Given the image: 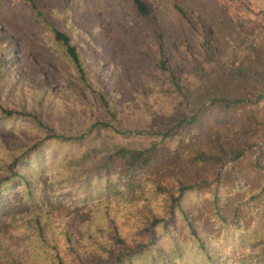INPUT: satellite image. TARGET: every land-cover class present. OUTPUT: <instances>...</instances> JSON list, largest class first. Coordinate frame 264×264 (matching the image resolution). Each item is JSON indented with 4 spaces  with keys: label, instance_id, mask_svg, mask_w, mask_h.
Listing matches in <instances>:
<instances>
[{
    "label": "rangeland",
    "instance_id": "374dc122",
    "mask_svg": "<svg viewBox=\"0 0 264 264\" xmlns=\"http://www.w3.org/2000/svg\"><path fill=\"white\" fill-rule=\"evenodd\" d=\"M32 1L50 23L70 35L89 79L110 96L121 113L117 127L130 134L145 133L152 113L169 112L174 107L171 101L175 95L162 92L166 75L159 68L160 53L151 20L160 26L164 35L166 66L177 74L200 67L214 53L232 52L229 58L234 59L242 54L247 35L264 33V0H144L150 8V21L135 15L130 0ZM176 5L185 11V17ZM206 41L214 53L209 51ZM0 101L5 106L34 111L51 129L38 131L27 127L13 132L9 128L14 125L0 122L1 159L26 142L43 138L44 133L67 134L86 129L94 112H99L96 99L81 87L73 67L44 31L26 0H0ZM206 107L202 128L225 133L226 127L221 122L229 119V115L225 117L218 111L221 107ZM236 117L246 127L248 142L264 145V106L248 105ZM94 134L81 147L66 148L49 143L46 154L64 158L69 153L80 168H93L97 156L87 153L90 144L108 147L116 141L119 145H135L134 140L117 139L111 133L97 137ZM105 134L112 138L106 139ZM158 157L167 173L191 176L196 169L200 176L211 177L197 196L186 195L187 206H191L190 200L198 201L210 215L213 169L189 163L184 149L178 154L161 150ZM237 166L238 175L250 187L260 185L263 175L254 170L252 158H243ZM52 175L48 172L36 179L37 193L32 202L22 201V194L12 191L7 206L0 205V264H52L55 252L66 264L74 259L94 263L104 260L106 248L115 254L129 250L128 247L143 239L135 230L132 215L119 216L126 207L121 201L111 209L118 215L115 223L108 221L111 211L106 220L107 226L116 227L122 239L118 244L112 237L111 240L106 237L107 231L101 222L102 231L96 230L104 214L101 208L93 206L98 200L96 197L90 196L86 202L87 196L77 200L75 195L74 201L67 204L49 200L44 184ZM227 175L219 194L224 198L226 209H232L239 202L241 192L234 188L231 173ZM162 182L170 184V179L164 177ZM68 194L71 198L74 193ZM31 210L39 213L42 210L41 229L31 222ZM242 210L239 218L245 228H233L236 219L230 211L227 221L230 229L225 232L221 231L222 223L208 214L199 220L204 230L214 235L210 249L217 264H264V260L257 262V252L262 251L254 243L264 228V206L255 209L243 204ZM178 234L184 235L181 230ZM166 242L165 237L159 240L163 246H167ZM192 253L191 250L184 252L186 261L192 260Z\"/></svg>",
    "mask_w": 264,
    "mask_h": 264
},
{
    "label": "trees",
    "instance_id": "16d2710c",
    "mask_svg": "<svg viewBox=\"0 0 264 264\" xmlns=\"http://www.w3.org/2000/svg\"><path fill=\"white\" fill-rule=\"evenodd\" d=\"M26 1L44 31L73 67L81 87L96 99L99 112L93 110L94 116L86 129L67 134L44 133L39 140L25 141L23 147L11 152L5 150L8 154L4 159L0 154V205L7 206L12 191L20 192L22 201L32 202L37 193L36 179L52 172V177L44 184L49 200L67 204L74 201L75 195L77 200L87 196L86 202L90 196L96 197L98 200L93 206L104 211L96 230L102 231L103 225L107 231L106 237L110 240L113 238L118 244L122 243V239L115 226L106 225V220L108 212L121 201L126 207L119 212V216L128 218L132 215L135 230L143 237L128 247L129 250L114 254L106 248L104 260L85 263L74 259L69 264H217V258L210 249L214 235L205 231L202 220L199 221L208 214V210H204L198 201L190 200L191 206L186 204V195L193 193L197 196L211 177L200 176L196 169L191 176L167 173L158 155L161 150L178 154L184 149L188 152L189 163L212 168L211 182L214 187L209 195L212 210L208 216L220 221L221 231L225 232L230 229L227 221L231 212L236 219L233 228H245L239 218L243 204L255 209L264 206V145L248 142L246 127L238 123L236 116L248 105L255 108L264 106V33L247 35L242 54L231 60L229 55L232 52L214 53L209 41H206L207 48L214 53L213 57L194 70L177 74L166 66L164 35L160 26L151 20L160 53L159 68L166 75L162 92L175 95L171 101L174 107L169 112L152 113L144 128L145 133L130 134L117 127L121 113L110 96L89 79L77 45L70 35L50 23L32 0ZM130 1L138 18L152 19L149 5L144 0ZM176 9L185 17V11L180 6L176 5ZM206 102L209 104L205 105ZM206 106L221 107L218 111H222L225 117L229 115V119L224 118L221 122L226 127L225 133L202 128L201 120ZM2 121L14 125L9 128L13 132L27 127L38 131L44 128L51 130L34 111L5 106L0 101ZM103 133H111L117 139H132L135 145H119L116 141L108 147L90 144L87 153L92 152L97 156L93 168H80L69 153L64 158L46 154L49 143L76 148L83 146L92 134L97 137ZM105 136L106 139L112 138L109 134ZM42 151L45 153L41 154ZM247 156L252 158L254 170L263 175L257 188L250 187L238 175L237 165ZM199 166L197 169H200ZM228 173L233 177L234 188L241 192L239 202L232 209H226L224 198L219 194ZM164 177L170 179V184H163ZM68 192L74 193L71 198ZM40 213L31 210L29 216L39 229L42 210ZM111 213V220L108 218V221L115 223L118 215ZM180 230L184 235L178 234ZM162 237L167 239V246L159 243ZM256 237L255 248L262 251L257 252V262H260L264 260V228ZM188 250L193 252L192 260L186 261L184 252ZM57 253L52 254V264H66Z\"/></svg>",
    "mask_w": 264,
    "mask_h": 264
}]
</instances>
